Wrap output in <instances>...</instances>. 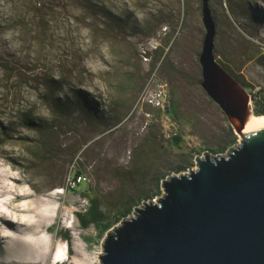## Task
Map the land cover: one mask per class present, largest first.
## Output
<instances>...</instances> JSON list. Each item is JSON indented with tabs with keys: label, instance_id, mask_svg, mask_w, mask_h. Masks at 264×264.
<instances>
[{
	"label": "rangeland",
	"instance_id": "rangeland-1",
	"mask_svg": "<svg viewBox=\"0 0 264 264\" xmlns=\"http://www.w3.org/2000/svg\"><path fill=\"white\" fill-rule=\"evenodd\" d=\"M89 1L92 8L86 0L54 2L44 26L35 0H0V264H100L124 219L103 204L101 224L110 228L83 225L91 196L110 201L123 189L142 209L165 194V180L196 167L194 148L227 156L242 141L201 86L202 0ZM210 7L216 59L252 95L249 118L261 115L264 0H210ZM157 67L176 115L153 110L160 121L146 128L139 101ZM169 122L184 133L181 146L163 140ZM75 170L83 179L73 190ZM116 172L136 186L122 188Z\"/></svg>",
	"mask_w": 264,
	"mask_h": 264
},
{
	"label": "water",
	"instance_id": "water-1",
	"mask_svg": "<svg viewBox=\"0 0 264 264\" xmlns=\"http://www.w3.org/2000/svg\"><path fill=\"white\" fill-rule=\"evenodd\" d=\"M202 1L201 86L240 132L251 95L216 59L217 24ZM163 187L109 235L100 264H264V128L227 156H196L195 168Z\"/></svg>",
	"mask_w": 264,
	"mask_h": 264
},
{
	"label": "trees",
	"instance_id": "trees-1",
	"mask_svg": "<svg viewBox=\"0 0 264 264\" xmlns=\"http://www.w3.org/2000/svg\"><path fill=\"white\" fill-rule=\"evenodd\" d=\"M56 1H58V0H35L34 9L36 10V12L39 15H42L44 26L47 25L46 22H45V19L49 18V15L54 12V9L52 7H53V3L56 2ZM85 4H86V6L88 8H92L89 0H86ZM32 10H33V8H32ZM99 10H100L101 13H103V11H104L103 8H100ZM36 17H39V16H36ZM53 19H54V17H53ZM50 21H51V19L48 22H50ZM19 26H21V27L22 26L23 27L29 26V23L26 22V19H21V21H19ZM164 51H165L164 48L160 47V48H157L155 52H156V54L158 56H163L164 55ZM260 60H261V63L264 64V55H262L260 57ZM231 74L234 75L233 73H231ZM52 86H54V83L51 84V87ZM244 87H246V86H244ZM51 95H53V93H51ZM68 106H69V100L68 99H66L63 104H61V105L58 104V108L61 111L66 110L68 108ZM93 109L95 110V108H93ZM261 114H264V112H261ZM175 115H176L175 109L172 107L171 101H169V105H168V107H167V109L165 111V116H167V117L169 116L170 118L173 119L175 117ZM23 122H24V124L26 126L32 128V129L33 128L34 129H38L37 127H40L33 120H31L29 117H25L23 119ZM115 124H117V122L113 123V125H115ZM170 124L173 125V123H170ZM173 127L176 128L178 134L176 136H174L171 140L167 141V142H170L171 145L181 146L182 143L185 140V135H184L183 132H181L179 130V128L177 126L173 125ZM234 142L235 141H232V143H230L228 146L222 148L221 152L222 153L225 152L230 145L234 144ZM162 146L163 145H161V147ZM194 151L196 152L197 156L201 155L204 152V150H201V149H198V148L197 149L194 148ZM140 161L143 162V163L145 162V160L144 161L140 160ZM184 170H185V167H180L178 172H181V171H184ZM115 174H116V177H120V179H121V187L122 188L124 187L125 189H127V187H129L132 184V182H134L133 186L134 187L136 186V184H135L137 182L136 178L132 179V180L130 179L129 181H127V180L124 179L123 175H120L117 172ZM73 175L74 176L69 181L68 186L74 190L75 186H81L83 176H82V173H81L80 170H75ZM151 177H152L151 174H149V175H147L146 179H142V181H144V182L151 181V179H150ZM85 190L89 191L90 189L87 188ZM123 194H124L123 189H121L120 192L117 193V195H116L118 197H116L114 200H110V201H108L107 199H103L99 195L91 196V198H90V202H91L90 206L86 209L85 212L79 214V218H80L81 222L83 223V225L88 226L89 228H90V225H95L99 229H105V228L108 229V228H110L106 224H105V226H103L101 224L102 222H105L106 218H108L100 210V207L103 204H109L111 209H114V210L117 211L114 215L118 214V216H116L115 218H119V219H124L125 220L129 216H131L135 211H137V206L140 205L141 203H139V202L138 203H129L128 201L124 200V198H123L124 195ZM151 198L152 197L150 195H145L143 201H149V200H151ZM124 201L127 203V206L125 205V207L123 209L117 210V208L120 207V205H122V203H124ZM144 207H145V205H144ZM113 218L114 217H111L110 220H112Z\"/></svg>",
	"mask_w": 264,
	"mask_h": 264
},
{
	"label": "built area",
	"instance_id": "built-area-1",
	"mask_svg": "<svg viewBox=\"0 0 264 264\" xmlns=\"http://www.w3.org/2000/svg\"><path fill=\"white\" fill-rule=\"evenodd\" d=\"M142 56L146 62H150L151 57L147 54L146 51H144V54ZM157 71L158 67L151 74V77L144 91L142 92L139 101L142 107H146V128L153 124H157L160 121V118L152 111L156 110L158 113L161 112L164 114L169 105V101H167V84L158 77ZM177 134L178 132L176 128L170 127L163 133L162 138L164 141H169Z\"/></svg>",
	"mask_w": 264,
	"mask_h": 264
},
{
	"label": "bare ground",
	"instance_id": "bare-ground-1",
	"mask_svg": "<svg viewBox=\"0 0 264 264\" xmlns=\"http://www.w3.org/2000/svg\"><path fill=\"white\" fill-rule=\"evenodd\" d=\"M264 128V114H254L249 118V121L246 123V125L241 129L240 132H237L238 134L247 135L253 131H257ZM1 174V173H0ZM14 178V177H13ZM70 190V188L68 187ZM20 264V263H19Z\"/></svg>",
	"mask_w": 264,
	"mask_h": 264
},
{
	"label": "flooded vegetation",
	"instance_id": "flooded-vegetation-1",
	"mask_svg": "<svg viewBox=\"0 0 264 264\" xmlns=\"http://www.w3.org/2000/svg\"><path fill=\"white\" fill-rule=\"evenodd\" d=\"M238 79V78H237ZM247 89V88H246ZM251 97H252V95H251ZM250 103H251V105H252V98H251V101H250Z\"/></svg>",
	"mask_w": 264,
	"mask_h": 264
}]
</instances>
